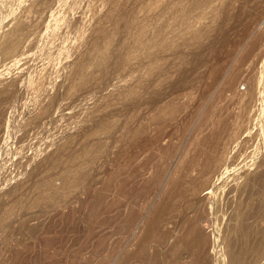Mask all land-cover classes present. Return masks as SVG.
<instances>
[{
    "label": "rangeland",
    "instance_id": "374dc122",
    "mask_svg": "<svg viewBox=\"0 0 264 264\" xmlns=\"http://www.w3.org/2000/svg\"><path fill=\"white\" fill-rule=\"evenodd\" d=\"M259 33L257 51H264V0H0V49L7 37H19L11 52L0 50V264H123L124 250H134L136 227L165 196L164 188L178 181L185 147L186 153L204 148L206 130L233 112L224 111L220 90ZM262 60L253 57L236 76L239 92L254 90L256 115L244 121L210 187L203 184L197 198L176 202L174 228L154 226L156 240L170 229L168 245L163 238L149 243L142 264H181L180 252L187 253L186 264H228L227 192L238 193L246 172L264 171ZM166 112L175 118L158 123L152 139L126 146L133 128ZM155 134L157 145L174 149L161 154ZM155 154L157 164L136 169L147 189L127 207L119 189L124 170ZM65 179L75 184L62 190ZM40 181L56 191L38 189ZM133 203L140 223L129 228L125 218ZM252 209L260 215L256 224L264 226V202ZM185 223L207 235L201 254L177 242L190 230Z\"/></svg>",
    "mask_w": 264,
    "mask_h": 264
},
{
    "label": "bare ground",
    "instance_id": "6f19581e",
    "mask_svg": "<svg viewBox=\"0 0 264 264\" xmlns=\"http://www.w3.org/2000/svg\"><path fill=\"white\" fill-rule=\"evenodd\" d=\"M37 2L38 1H36L35 3H37ZM238 2L240 3V1H238ZM31 5H33V4H31ZM193 5L194 4H192L190 6V8L193 9V8L196 7L195 5H194L195 7H193ZM35 6L37 8V4H35ZM31 7L33 8V6H31ZM190 8H188V9H190ZM168 23H170V22H168ZM222 23H221V25H222ZM240 24H242V23H240ZM245 25L244 26L242 25V26L245 27ZM224 26H226V25H224ZM165 27H167V26L165 25ZM233 27H234V25H233ZM13 28L14 27H12L11 29H13ZM223 28H225V27H223ZM245 28H247V27H245ZM252 28L254 29V27H252ZM255 28H256V26H255ZM232 30L234 31V29H232ZM161 31L162 30L160 29V32ZM236 31H238V30H236ZM16 32L17 31H15V34H16ZM188 32H190V31H188ZM11 33H12V31H11ZM238 33H240V32H238ZM17 34H18V32H17ZM232 34H233V32H232ZM262 34H263V32H262ZM12 35H14V34H12ZM15 36H17V35H15ZM15 36H13V37H15ZM194 36L195 37H198L199 35H194L193 34V37ZM200 36H202V34ZM233 36H234V34H233ZM234 37L236 38V36H234ZM243 37H244V35H243ZM9 38L7 37L8 41H6L5 43H2L3 45L1 46V49H0L1 52H4V53L5 52H7V53L11 52L14 49V46H15V43H16V42L14 43L13 40H16V39L18 40L19 37H17L16 39H14V38L11 39L12 38V36H11V38L10 39ZM242 40H243V38H242ZM261 40H263V39H262V37H260V33H259V35L256 36L254 38V40H252L250 43H248V45L245 48L244 53L242 52L243 54L240 57L238 56V60L236 62L237 65L235 66L234 70L232 71V74L229 75L228 79H225V81L223 83V86H222V90H220L221 91L220 92V97L222 98V100H224V101L226 100V102L224 104V107H223V108H225L224 111L229 112V109H231L233 112L230 115H227V113H225L222 116L221 115L218 116L216 123L215 124H212V126L206 130L207 133H205L203 135V137L200 138L204 142L203 143L200 140V142L203 143V147L204 148H201V149L200 148H196V150H193V151H190V152L188 151L189 153H186L187 147H185V149H186V151H184L185 154H186L185 155L186 157H184L185 160H183V158H182V164L184 162V164H183L184 166L181 164L183 167H182V169L180 168L181 171H180V169L178 170L180 173L179 172L177 173V171H176V173H177L176 175L179 176V177L177 176L178 177V181L177 180L175 181V179H173V181H171L172 179L169 180L171 182L168 184V186L165 185V186L168 187L167 190H165L166 187L164 188V193L165 194L164 193L163 194L165 196L164 197L161 196V199H158L160 197L159 195L161 193L158 194V198H157L158 200H156L154 202L153 207L148 212L149 215L147 216V218L146 219H144L143 217L140 218L141 221H142V218L144 219V221L141 222L142 224L139 225L140 221L139 222L137 221V220H139V217H140L139 216L140 215V211H139L140 208L138 207V205H136L135 203H133L136 207L135 208H131V209L128 208V211L126 213V218H125L126 219V223L128 225H125V226L131 228L132 227L131 225H133L134 223L135 224H138L139 226L137 225L138 227H136L137 228L136 229V228H134V226H136L134 224V226L132 228V229H136V231H137V234H135L136 235L135 236L136 238L134 237L135 238V243L133 245L134 246V250H131V251L130 250H128V251L127 250H124L126 252H124L125 254H124L123 264H132L133 262H135L136 264H139V263L142 264L144 262V259L146 258L145 257L146 256L145 249L149 247V243H150V245H151V242H153V243L156 242L155 244H160V241H161L162 238H163V242H164V239L166 240V237L164 238V236L165 235L166 236L167 235H170V233H171L170 229L168 230L167 228H169L170 226H174L172 220H173V217H174L173 216L174 208L176 209L177 208V205H178V204L176 205V202H178V203L180 202L181 203L182 201H186L188 196H190L191 198H193V197H196L197 198L198 195H199V193H200V186L203 185V184H205L207 186L206 189H208L210 187V185L214 182V178L213 177L218 176V174L220 173V171L223 168L224 154L228 150H230L231 148H233L235 146L236 137L240 133V131L243 130L244 121H247V120L250 121L253 118V116L256 115L255 114L256 113V111H255L256 110L255 109V105H256L257 99H256V95L254 93V90L253 89H250V87H249V90H247L246 92H244V93L239 92L238 91V86H237V83L238 82L236 83V76L241 72L243 66L250 59H252L253 57L256 59L255 62L263 61L262 60L264 58V51H263V49H262V51H257V49L262 45V44H260ZM199 41H201V40H199ZM230 41H232V40H230ZM3 42H4V40H3ZM226 42H227V40H226ZM197 44H199V43L197 42ZM237 45H240V44H237ZM237 45H236V47H237ZM201 55H203V54L201 53ZM196 59H197V57H196ZM196 62H197V60H196ZM221 66L219 68H221ZM250 69L252 70V68H250ZM213 72H214V75H215V71H213ZM18 75L19 74H17V76ZM211 75L213 76V74H211ZM209 77H208V79H209ZM214 78L217 81L218 78L217 77H214ZM15 79H16V76H15ZM220 79H218V80H220ZM7 82H10V81H7ZM6 83H5V86H6ZM3 87H4V84H3ZM208 87H209V85H208ZM226 94H230V95L227 96ZM168 103H170V102H168ZM164 105H166V104H164ZM168 106H170V105H168ZM162 108L163 107H161V109ZM162 110L164 111V109H162ZM166 113L167 114H165V113L162 114L161 113V115L159 117H157V118L154 117V119H151L147 123H143V122L141 124L139 123V125H137L135 128H133L132 131L130 130L131 132H129V134H127L128 136H127V139H126V141H127L126 146L129 147V145L131 146V144H133L135 142H139L141 140L143 141V139L145 140L146 138H147V140L150 139V138L152 139V137H150L149 135H150V133H152V131L155 129V127H157L158 123L168 122L169 119H171V118L174 117V113L173 112H170V113L166 112ZM207 115H208L209 118L212 117L211 109L207 112ZM148 118H150V117H148ZM159 125H161V124H159ZM151 127L153 129H151ZM230 133H232L231 136H230ZM148 136H149V138H148ZM155 136H156V134H155ZM157 136H159V135H157ZM157 136H156L155 140L159 139V138H157ZM153 141H152V143H154ZM200 142H198V143L200 144ZM156 143H158V140L155 141V144ZM195 143H197V142L195 141ZM150 144H151V142H150ZM155 144L153 146H155ZM158 145L161 148H164V149H161L159 147V149L162 150V152L165 149H169L170 151H172V149H174L171 145H167V144L166 145H163L161 143H159ZM158 145L156 147H158ZM196 145L194 144V146H196ZM194 146H192L193 147L192 149H194ZM97 148H98V146H97ZM155 149L157 151H159L158 148H154L153 150H155ZM92 152H94V151H92ZM140 152H141V149H140ZM140 152H137L138 155H140L139 154ZM162 152H161V154H164V152L163 153ZM184 152H182V154ZM157 154H159V158L162 156V155L160 156V153H157ZM137 156H133V157L131 156V157L133 158V160H135V158H137ZM155 156H156V154L154 155V158H151L150 157V159H149V161L147 163H146V160H148V159L145 157L146 160L145 161L143 160L144 162L141 161V162H143L142 164L139 162L140 164H137L136 165V168L134 170L132 169L134 167L132 164L129 165V170L128 169L127 170H124V172H123V178H122V180L120 182L119 189H120V192L124 195V198L126 199V205H127V207H128V204L131 205V203H132L131 200H133L132 198H134V197H136L138 195H141V196L144 195L145 190L147 189V187H146L147 184L144 181L145 179H143L141 173H139L137 170L139 168H142L143 166L145 167V164H147L148 166L149 165H152V164L153 165L154 164H157V160L159 158L156 159ZM183 156L184 155H182V157ZM156 157H158V156H156ZM130 160H132V159H130ZM133 160H132V162H133ZM129 162L131 163V161H129ZM72 163H74V162H72ZM35 166H37V164ZM179 167H181L180 164H179L178 168ZM70 169H72V168H70ZM140 171H142V170H140ZM68 173H70V172H68ZM79 174H81V173H79ZM70 175H71V173H70ZM83 175H85V174H83ZM161 176H162V170H160L159 173H158V175H157V179L155 180L156 184L160 181ZM63 177H64V175H63ZM77 177H79V175H77ZM77 177H76V179H77ZM173 177L175 178V176H173ZM177 177H176V179H177ZM59 178H61V177H59ZM23 179H24V177H23ZM135 179H136V181H134ZM238 181H239V183L241 185V189L238 191V193H235L234 190L229 189L228 192H227V195H226L227 198L225 199L226 200V205H225L226 210H227V208L230 209V210L228 209L230 211V214H229V217L227 219V223H226V225L223 228L224 236L226 237L227 242H228V245H227L228 264H257L262 259H264V226L259 225L260 223L258 225L256 224L255 219L258 218L260 215L256 216L257 214H256L255 210L252 209V205L254 204V202H256L257 204H259L260 206L263 205V202H264V171L261 174L257 175V176L254 173L246 172L244 175H242V176L239 177V180ZM40 182H42V181H40ZM63 182H64V188L62 190L68 189V188H70L71 186H73L75 184V183H73L74 181L73 182L71 180L70 181H67L66 179ZM37 186H38L37 187L38 189H43L44 191H47L49 193V195L52 194V193H54L56 191V189H53L51 187L50 183H47L46 181L45 182H42V183H39ZM161 186H162V184H161ZM22 189H24V188H22ZM32 189H33V187H32ZM202 191H204V190H202ZM48 193H46V194H48ZM229 194H231V195L233 194L232 197H229ZM45 198H46V196H45ZM229 198L231 200H229ZM137 201H138V199H137ZM137 201H136V203H137ZM97 205H99V204L97 203ZM172 207H173V209H172ZM95 208H97V207H95ZM98 208H100V207H98ZM200 208L201 207H200V204H199L198 205V210H201L203 207L201 209ZM96 210L94 209V211H96ZM100 210H101V208H100ZM92 215H94V213ZM92 221H94V220H92ZM158 225H164V226L167 227L166 228V232H162L164 234V236L163 237H160L162 235L159 236V238H160V239L158 238V240H160L159 242H158V240H156L157 239L156 234L159 235V233L157 232V230L154 229V226L156 227ZM185 225L186 226H184V227H187V224L186 223H185ZM127 227H125V231L128 230V229H126ZM189 227H191V225ZM162 228H161V231H164V230H162ZM170 228H174V227H170ZM187 228L186 229L183 228V229L184 230H187ZM196 228H193V229L188 228V229H190L188 232L187 231H185V232L182 231V233L183 232L184 233L182 235L179 234V236L180 235L181 236H180V238L178 239L177 242L178 243L183 242L184 245L186 246L185 249H187V246H189L190 248L196 249L197 252H200L199 254H201V252L205 251L206 248H207V246H208V237H207V235L203 231H201L199 228L198 229H196ZM156 229H158V227H156ZM154 231H156V232H154ZM132 232H135V231L133 230ZM165 233H167V234H165ZM126 234H127V232H126ZM154 237H155V240L156 241L154 240ZM167 238H169V236ZM166 243L168 245V242H166ZM166 243L164 242V244H165L164 246H166ZM161 245H163L162 242H161ZM156 246L157 245H155V247ZM169 246H171V245H169ZM173 247H174V245H173ZM169 248H171V247H169ZM185 249H184V251H185ZM174 250L171 249L170 251H172V253H173ZM170 251H169V253H170ZM175 254H178V252L176 253V251H175V253L172 254V255L175 256ZM178 255H180L179 256V259L181 260L179 262H181V264H186L187 263V253H181L180 252ZM156 256H158V254ZM174 260H175V258H173V261ZM175 264H179V263H175Z\"/></svg>",
    "mask_w": 264,
    "mask_h": 264
}]
</instances>
